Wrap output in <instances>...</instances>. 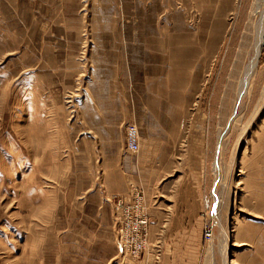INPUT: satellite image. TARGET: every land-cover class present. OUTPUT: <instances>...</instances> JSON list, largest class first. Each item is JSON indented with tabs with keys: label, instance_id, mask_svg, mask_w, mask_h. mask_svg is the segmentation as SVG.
I'll list each match as a JSON object with an SVG mask.
<instances>
[{
	"label": "rangeland",
	"instance_id": "374dc122",
	"mask_svg": "<svg viewBox=\"0 0 264 264\" xmlns=\"http://www.w3.org/2000/svg\"><path fill=\"white\" fill-rule=\"evenodd\" d=\"M256 1L0 0V264L161 263L162 236L117 245L132 123L161 199L195 189L193 264H264V41L237 98Z\"/></svg>",
	"mask_w": 264,
	"mask_h": 264
},
{
	"label": "crops",
	"instance_id": "0c3cea01",
	"mask_svg": "<svg viewBox=\"0 0 264 264\" xmlns=\"http://www.w3.org/2000/svg\"><path fill=\"white\" fill-rule=\"evenodd\" d=\"M159 148L156 140L141 139L140 152L132 153L131 162L122 163L128 173L127 182L113 197L127 193L133 185L143 187L151 217L150 235L162 236L160 264H193L191 258L198 251L202 235L195 189L191 184L187 189L174 188L170 195L174 202L169 205L161 199ZM125 150L129 153L126 144Z\"/></svg>",
	"mask_w": 264,
	"mask_h": 264
},
{
	"label": "built area",
	"instance_id": "2783aa9c",
	"mask_svg": "<svg viewBox=\"0 0 264 264\" xmlns=\"http://www.w3.org/2000/svg\"><path fill=\"white\" fill-rule=\"evenodd\" d=\"M140 130L136 123L127 128L126 148L129 152L140 150ZM113 222L117 245L125 254L138 256L146 249L151 229V217L143 187L133 185L130 190L116 196L112 201ZM206 236L211 238V229Z\"/></svg>",
	"mask_w": 264,
	"mask_h": 264
},
{
	"label": "bare ground",
	"instance_id": "6f19581e",
	"mask_svg": "<svg viewBox=\"0 0 264 264\" xmlns=\"http://www.w3.org/2000/svg\"><path fill=\"white\" fill-rule=\"evenodd\" d=\"M263 1L264 0H257L255 3V7L252 11V21H253L252 24L254 27V34H253L254 38H253V44L250 48V51L247 54V56L250 57L249 61L248 60L246 61L245 66L243 68V72L240 76L239 83H238L237 98H238L239 106L244 103L249 82L258 66V62H259V58L261 54V47L264 41V2ZM261 3L263 7L261 6ZM219 164H220V158L217 160L215 164L216 171H219ZM221 235H222V238H221L222 241H225L226 239H228V234L226 233V231L223 230ZM211 238H212V234H211ZM224 260H225V264L229 263L227 251L226 253H224Z\"/></svg>",
	"mask_w": 264,
	"mask_h": 264
}]
</instances>
